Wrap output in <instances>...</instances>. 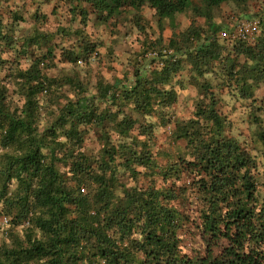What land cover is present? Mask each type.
<instances>
[{"label": "trees", "instance_id": "trees-1", "mask_svg": "<svg viewBox=\"0 0 264 264\" xmlns=\"http://www.w3.org/2000/svg\"><path fill=\"white\" fill-rule=\"evenodd\" d=\"M53 1L82 26L91 14L107 22L129 13L133 27L146 32L147 6L160 26L187 11L206 26L145 37L122 76L99 77L91 91L79 76L49 74L58 31H35L20 43L12 23L21 16L11 11L7 23L0 7V47L34 56L23 66L0 53V215L8 226L0 264H264L258 159L231 135L233 120L219 97L227 86L250 101L255 140L264 147V101L257 98L264 87V9L238 21H258L251 38L226 41L214 9L254 0ZM66 34L76 45L61 48V59L75 68L97 46L83 27ZM185 70L200 99L181 119L171 108ZM65 87L73 97L62 95ZM170 124L177 152L156 151V128ZM92 129L96 151L85 147ZM189 236L201 248L185 249Z\"/></svg>", "mask_w": 264, "mask_h": 264}, {"label": "rangeland", "instance_id": "rangeland-1", "mask_svg": "<svg viewBox=\"0 0 264 264\" xmlns=\"http://www.w3.org/2000/svg\"><path fill=\"white\" fill-rule=\"evenodd\" d=\"M0 4L7 23H12L11 11H17L19 16H21L18 21L12 23L15 36L20 43L26 36L35 31L47 33H56L58 31L52 40V43H57L58 45L56 49L57 56L55 65L49 70V74L61 76L64 73H70L79 76L87 83L91 91H95L96 81L99 77L112 81L115 76H122L123 72L129 68L133 54L142 47V41L145 37H154L162 33L168 39L174 33L185 30L191 23L206 26L205 18L195 15L194 11H187L177 15L174 19H165L162 26H160L156 17L153 16V10L148 6L142 10L145 21H149L147 22V31L140 32L133 27V18L131 19L132 15L129 13L113 17L107 22L97 21L95 14H91L87 25L82 26L79 19L72 17L67 6L59 4L55 7V1L53 0H1ZM262 9H264V1L261 0H254L245 5L238 3L224 4L214 9L213 19L226 26L223 30L226 31L225 33L228 36H221L226 41H229L235 39L234 31L240 19L253 18V15L260 13ZM79 27H83L85 34L97 47L87 60L79 61L77 67L74 68L73 64L61 59V48H71L76 45L75 35L69 36L66 33ZM0 53L3 57L14 61H17L18 58L23 66H28L34 57H28L23 52L18 53L17 46L15 48L0 47ZM31 53L35 55L32 50ZM183 76L185 86L183 88L178 87V100L171 109L175 118L187 119L193 115L195 104L200 99V94L198 87L193 82L188 84V79L191 76L190 71L185 70ZM214 81L217 83L219 80L215 78ZM224 89L223 91L221 90L222 92L220 91L219 97L221 98V104L224 105L223 110L233 120L230 133L239 137L242 144L257 157L259 165L257 174L260 181L258 191L259 195L262 196L264 194V147L255 140L256 126L251 122L250 118L252 106H250V101H241L229 94L227 86ZM63 91L62 95L66 98L73 97L68 87L63 88ZM257 98L258 104L262 102V99L264 101L263 86L257 91ZM14 99L17 100L18 96L14 95ZM262 117L264 118V114ZM46 122L47 119L45 118L43 125ZM96 130L92 129L87 135L85 147L88 151H96L100 147ZM172 130L173 125L171 124L167 126L159 125L156 128L158 146L156 151L163 147L173 153L177 152L178 146L172 140ZM181 143L184 145L183 141ZM157 159L161 164H165L167 160L164 153H159ZM7 228L8 226L3 222V218L0 215V241L5 238ZM184 244L185 249L188 250L201 248L198 240L192 239L191 236L186 238Z\"/></svg>", "mask_w": 264, "mask_h": 264}, {"label": "built area", "instance_id": "built-area-1", "mask_svg": "<svg viewBox=\"0 0 264 264\" xmlns=\"http://www.w3.org/2000/svg\"><path fill=\"white\" fill-rule=\"evenodd\" d=\"M258 21H250L244 20L239 22L234 31V37L241 38V39H248L251 38L257 31ZM221 35L223 37L228 36L227 33L222 32ZM3 222H7V217H3Z\"/></svg>", "mask_w": 264, "mask_h": 264}]
</instances>
